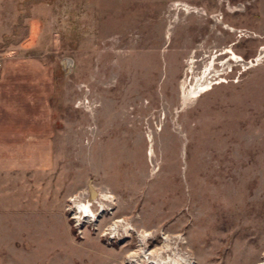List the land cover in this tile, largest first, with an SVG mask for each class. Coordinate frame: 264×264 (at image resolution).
<instances>
[{
  "label": "rangeland",
  "instance_id": "1",
  "mask_svg": "<svg viewBox=\"0 0 264 264\" xmlns=\"http://www.w3.org/2000/svg\"><path fill=\"white\" fill-rule=\"evenodd\" d=\"M0 2L52 147L0 168V264H264V0Z\"/></svg>",
  "mask_w": 264,
  "mask_h": 264
},
{
  "label": "crops",
  "instance_id": "2",
  "mask_svg": "<svg viewBox=\"0 0 264 264\" xmlns=\"http://www.w3.org/2000/svg\"><path fill=\"white\" fill-rule=\"evenodd\" d=\"M39 70L37 67L31 72ZM26 72L22 64L9 62L3 66L0 75V168L6 169L8 174L11 171L19 174L25 168L27 151H39L47 163L52 148L46 135L36 137L44 128L27 122L24 105L28 104L32 109L30 104H36L45 87L34 74L31 76L34 79H27Z\"/></svg>",
  "mask_w": 264,
  "mask_h": 264
},
{
  "label": "bare ground",
  "instance_id": "3",
  "mask_svg": "<svg viewBox=\"0 0 264 264\" xmlns=\"http://www.w3.org/2000/svg\"><path fill=\"white\" fill-rule=\"evenodd\" d=\"M91 195H93L92 192H91ZM86 212L87 213H85L84 216H88L90 214L89 210H87V209H86ZM139 246H141V245H139ZM165 251H166V249H164V250L162 249V251L155 250L152 252H147L146 250H143V248H142V249L138 250L137 252L130 254L128 256L127 260L125 261V264H176L175 261H174L175 263H172L171 260L161 259L162 255H164L163 253ZM178 264H181V262Z\"/></svg>",
  "mask_w": 264,
  "mask_h": 264
}]
</instances>
